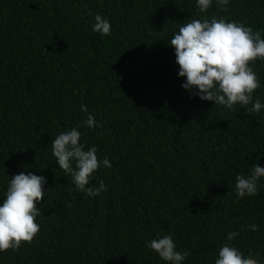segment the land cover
I'll list each match as a JSON object with an SVG mask.
<instances>
[{"label": "trees", "instance_id": "trees-1", "mask_svg": "<svg viewBox=\"0 0 264 264\" xmlns=\"http://www.w3.org/2000/svg\"><path fill=\"white\" fill-rule=\"evenodd\" d=\"M97 13L111 35L92 30ZM212 17L262 30L264 0L214 2L205 14L196 0H0V202L20 172L46 177L48 191L39 233L0 264H164L145 244L157 234L189 253L185 264H215L231 231L245 254L264 249V177L252 196L237 200L234 187L264 164V109L190 94L168 43L183 23ZM252 66L264 101V61ZM88 113L100 126L81 127V143L112 163L90 181L107 185L96 197L76 190L51 149Z\"/></svg>", "mask_w": 264, "mask_h": 264}, {"label": "clouds", "instance_id": "clouds-1", "mask_svg": "<svg viewBox=\"0 0 264 264\" xmlns=\"http://www.w3.org/2000/svg\"><path fill=\"white\" fill-rule=\"evenodd\" d=\"M223 10L231 0H196L198 13L205 14L213 3ZM92 30L100 36L111 35L110 20L97 13ZM174 48L178 76L186 78L182 87L203 101L214 102L216 107L233 110L246 107L249 113L259 114L264 109V101L254 100V93L261 82L253 64L264 61V29L254 30L239 21H229L223 17L192 19L183 23L168 40ZM82 112H88L87 105H81ZM100 126L95 116L88 113L78 127L60 131L51 142L52 155L56 163L71 177L76 190L86 196L96 197L107 192L103 180L99 186H89L95 173L101 168H111L110 159H98V149H86V141L81 143V127L95 130ZM264 177V164L253 163L247 174L241 172L235 177L237 200L252 196L258 191ZM47 178L32 171L20 172L7 181L5 195L0 202V253L17 250L23 242H32L40 231L36 218L41 214L37 207L46 197ZM253 232L259 231L255 223H248ZM240 231L228 233L226 241L219 247L215 264H261L264 249L245 254L233 243ZM164 264H185L189 253L177 250V244L170 234H157L145 242Z\"/></svg>", "mask_w": 264, "mask_h": 264}]
</instances>
